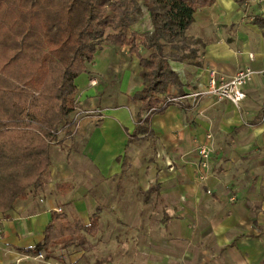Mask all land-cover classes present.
<instances>
[{"label":"crops","instance_id":"1","mask_svg":"<svg viewBox=\"0 0 264 264\" xmlns=\"http://www.w3.org/2000/svg\"><path fill=\"white\" fill-rule=\"evenodd\" d=\"M260 1L215 0L185 35L199 40L212 27H237L244 4L262 15ZM234 34L204 41L195 60L169 59L179 85L160 95L161 113L137 98L144 70L130 47L102 48L76 80V109L61 129L67 139L51 148L42 187L0 214V264H263L264 80L255 75L238 106L206 94L212 70L233 77L262 67L264 45L240 28ZM201 146L210 150L207 168ZM55 213L85 225L97 214L88 250L27 252L43 243Z\"/></svg>","mask_w":264,"mask_h":264},{"label":"trees","instance_id":"2","mask_svg":"<svg viewBox=\"0 0 264 264\" xmlns=\"http://www.w3.org/2000/svg\"><path fill=\"white\" fill-rule=\"evenodd\" d=\"M142 1L152 32L132 31L138 0H0V214L29 189L42 187L51 168V147L76 109V80L103 42L129 46L137 55L145 84L137 98L145 111L163 112L160 95L179 85L163 40L185 35L194 14L215 0ZM253 24L264 27V17ZM109 29L113 34L106 35ZM97 220L96 214L85 225L55 213L43 243L27 252L82 247L86 234H97Z\"/></svg>","mask_w":264,"mask_h":264},{"label":"rangeland","instance_id":"3","mask_svg":"<svg viewBox=\"0 0 264 264\" xmlns=\"http://www.w3.org/2000/svg\"><path fill=\"white\" fill-rule=\"evenodd\" d=\"M257 6L260 7V10L263 12L260 14L264 15V1H260L257 4ZM138 7H139L138 13L135 16L138 19V21L133 25L132 31H136L138 33H140V32H152L153 25L151 22L150 14L147 11V9L145 8V6L143 5L142 0H138ZM242 7H243V10L246 12V17L244 18V22L239 24L237 27H235V26L229 27L228 25L227 26L212 27V28L206 30V32L208 33V36L204 35L199 40L194 39V37H186V35L177 36V38L172 40V41H170L169 38H166L165 40H163V43L165 44V54L168 56L169 59H174V58L183 59V57L187 55V57L188 56L193 57V60H195L196 59L195 56L200 58L203 54L201 47L204 46L203 45L204 41H207L208 39L210 40L212 38L218 39L219 36H221L225 40H228V42H230V40H232V37L235 36L234 33H236V31L239 30V28H240V31H246L247 32L248 38H251V40L254 43V46L264 45V29L263 28L257 29V26L253 27L251 25V23L255 20L256 17H260V16L262 17V15L255 16L246 4H244ZM109 34H113L112 30H110V29L107 30L106 35H109ZM185 34H186V32H185ZM106 46H110V44H108L107 42H103L102 48L104 49V48H106ZM142 55L144 57H148L149 52L142 50ZM188 59H190V58H188ZM93 80H97L98 84L101 83L98 78L93 79ZM68 123H70V120L68 121ZM67 135L68 134H64L63 131L61 130L58 133V140H57L58 142L56 144H53L52 147L60 146V144H62V142H64L67 139L66 138ZM262 172H264L263 169L260 170V173H261V176L263 177V184H264V173H262ZM258 200H260L262 203H264V192H262L260 194V196H258ZM129 234H131V233H129ZM135 241L129 243L128 255H130L131 257L134 255V250H136V247H135L136 242ZM88 243L89 242L87 241V238H86V242H85L84 246H82L84 250H88V248L91 247V244L90 243L88 244ZM86 261H89V257H86ZM207 264H225V263H223V261L220 260L219 258H216L214 261H211V263H207ZM263 264H264V262H263Z\"/></svg>","mask_w":264,"mask_h":264},{"label":"built area","instance_id":"4","mask_svg":"<svg viewBox=\"0 0 264 264\" xmlns=\"http://www.w3.org/2000/svg\"><path fill=\"white\" fill-rule=\"evenodd\" d=\"M250 57L253 59V54H250ZM255 75H259L264 80V59L262 61V67L259 70L244 68L233 77H227L212 70L210 72V80L206 94L214 96L218 101L226 100L238 106L246 99V86ZM96 84L97 80H91V85ZM177 100V98H169L168 102H174ZM198 154L202 160V167L207 168L210 160L209 148L207 146H201L198 150ZM1 238L2 231L0 228V239ZM37 256L41 257L40 254Z\"/></svg>","mask_w":264,"mask_h":264}]
</instances>
